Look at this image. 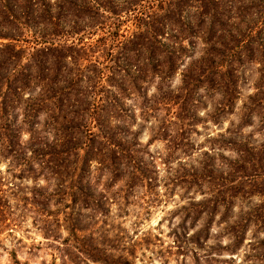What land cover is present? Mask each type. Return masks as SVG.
Instances as JSON below:
<instances>
[{"label":"trees","instance_id":"trees-1","mask_svg":"<svg viewBox=\"0 0 264 264\" xmlns=\"http://www.w3.org/2000/svg\"><path fill=\"white\" fill-rule=\"evenodd\" d=\"M77 1L16 0L4 4V21L0 22V160L6 158L5 171L11 174L3 175L0 170V229L18 223L17 210H31L33 223L46 234H52L61 219L70 222L68 229L75 234L73 221L82 208H102L106 214L107 196L89 200L95 195L82 185L90 183L88 171L93 161L110 172L112 182L150 181L138 153L142 124L135 129L132 126L137 119L135 104L143 125L160 106L172 111L180 124L176 133L161 125L153 138L168 135L175 140L187 131L182 126L185 119L192 120L188 125L196 121L201 95L195 96L194 88L204 87L222 97L212 101V109L218 112L209 115L219 122V113L233 108V94L238 91L228 86L224 77L228 67L222 69L223 63L242 39L238 31L249 11L264 24V0ZM65 10L74 16V23L69 24L72 27L65 30L67 35L85 29L70 42L60 40L66 35L60 20ZM30 24L41 26L39 35L31 40L21 38L23 28L30 31L27 37L35 33ZM21 40L33 44L27 60L19 64L25 52L18 44ZM83 59L89 62L83 63ZM177 72L181 82L175 89L170 85ZM150 85L156 93L148 98ZM131 94L141 100L127 105L124 97ZM194 100L199 102L191 108ZM258 104L256 100L253 106ZM175 105L173 112L170 109ZM219 137L211 138L212 151L227 145ZM234 142L227 140L231 145ZM18 177L33 184L24 187L16 181ZM40 177L48 185L41 184ZM230 202L218 198L190 202L210 215L209 222L196 233L195 242L209 233L219 205L224 207L221 218L227 216ZM50 204L59 207L51 209ZM239 218L228 228L235 247L242 243L252 222L255 230L264 229V200ZM95 251L98 254L90 246L86 253L103 262L109 258L104 248ZM14 261L19 262L17 258Z\"/></svg>","mask_w":264,"mask_h":264},{"label":"rangeland","instance_id":"rangeland-1","mask_svg":"<svg viewBox=\"0 0 264 264\" xmlns=\"http://www.w3.org/2000/svg\"><path fill=\"white\" fill-rule=\"evenodd\" d=\"M44 1L52 3L55 0ZM15 2L0 0V22L4 21V4ZM62 14L61 30L66 35L60 40L70 42L73 37H79L83 29L67 35L65 30L72 27L69 24L74 23V16L66 10ZM249 14L238 31L243 34L242 39L237 48L233 45L234 51L228 54L222 67H228L224 76L228 86L238 90L233 94V108L219 113L220 120L215 123L209 115L218 112L212 109V101L221 99V95L212 94L204 87L194 88L195 96L201 95L194 114L196 121L188 125L187 122L192 120L185 119L182 126L187 131L181 134L183 137L170 140L168 135L153 138V133L161 125L176 133L180 124L172 111L160 106L155 116L150 115L143 125L136 103L141 97L134 99V94L124 97L127 105L136 103L137 119L132 126L135 129L142 124L137 145L151 176L149 183L144 179L134 183L125 182V179L112 182L110 172L93 161L88 171L90 183L82 185L95 195L89 200L102 194L107 196V213H103L102 208H82L73 221L77 228L75 234L68 229L70 222L61 219V225L52 235L33 223L31 210H17L18 223L0 229V264H118V261L123 264H264V229L255 230L252 222L237 247L233 245L232 231H228L229 225L244 216L245 211L264 200V24L257 21L251 11ZM32 26L30 24L29 28L36 31L41 28ZM36 31L27 37L30 31L23 28L21 38L31 40L39 35ZM18 44L25 48L24 57L19 61L21 64L27 60L33 43L21 40ZM198 50L196 55L200 53ZM182 66L179 64V68ZM180 82L177 72L172 76L170 87L176 89ZM155 93L156 88L150 85L148 98ZM256 100L259 104L253 106ZM199 101L194 100L191 108ZM176 105L170 110L175 112ZM251 106L253 108L249 109ZM243 121L246 123L239 126ZM26 135L24 133L23 137ZM212 137H219L227 145L212 151L209 148ZM228 139L237 142L231 145L227 143ZM6 162V158L0 160V170L8 176L11 172L5 171ZM16 181L24 187L33 184L30 179L19 177ZM40 183L48 185L43 177H40ZM204 198L231 201L229 217L221 218L224 207L219 205L210 221L209 233L195 242L196 233L209 222L210 215L206 209L201 212L190 202L199 203ZM55 207L59 205L50 204L51 209ZM90 246L95 253L99 247L104 248L109 257L106 262L91 259L86 253Z\"/></svg>","mask_w":264,"mask_h":264}]
</instances>
